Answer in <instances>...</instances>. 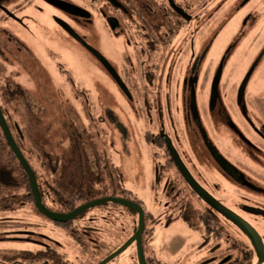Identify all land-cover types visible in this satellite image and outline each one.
<instances>
[{"label": "flooded vegetation", "instance_id": "af4514ba", "mask_svg": "<svg viewBox=\"0 0 264 264\" xmlns=\"http://www.w3.org/2000/svg\"><path fill=\"white\" fill-rule=\"evenodd\" d=\"M263 8L264 0H0L2 115L39 180L42 205L55 215L85 208L67 222L47 217L71 240L65 247L45 242L33 228L39 221L1 219L12 240L39 247L6 264H259L251 238L182 168L264 245V90H249L264 61ZM240 15L244 23L215 59L217 20L230 28ZM244 46L263 52L227 93L230 59ZM5 139L0 209L45 216L32 186L33 205L20 182L7 186L14 173ZM138 158L147 173L135 174ZM136 181L157 197L156 211L130 187ZM171 223L187 235L169 231Z\"/></svg>", "mask_w": 264, "mask_h": 264}, {"label": "rangeland", "instance_id": "374dc122", "mask_svg": "<svg viewBox=\"0 0 264 264\" xmlns=\"http://www.w3.org/2000/svg\"><path fill=\"white\" fill-rule=\"evenodd\" d=\"M224 19L225 18H219L217 20V24L221 26L220 28L221 30L219 29V35L215 41V45L217 46L216 51H215V59H217V57L222 53V51L225 50V47L235 37L236 35V31H234L235 27L237 25H240V23L242 22L244 23V20H245V19L243 20V17L240 15L236 17L234 25H232L230 28L228 26L223 28L224 22L222 21ZM248 21L249 22L247 24V29L249 30V28L254 27L253 26L254 21L253 22L252 20H248ZM249 42L250 41H247V43ZM262 52H263V49L261 47L254 48L253 50H251L248 46H244L240 49V51H236V53H234V55L232 56V59H230L231 62L225 74V86H224L225 92L229 89V91H232L233 93L237 87L239 88L240 86L239 84L241 83L243 73H245L247 69H249V67H251L255 63V61L258 59V57H260ZM242 68H245V69L243 70V72H241L242 74L239 75V72L241 71ZM238 75L239 77H237ZM226 86H228L227 90H226ZM249 90L253 95L255 91L258 92L259 90L261 91L264 90V61L262 62V65L260 66V68L254 74ZM46 138L50 140V133L46 134ZM43 150L45 154L49 156L48 158H50V143L49 145H47V147H44ZM134 168H135V174H137L139 171H144L145 173H147L149 169L147 159L141 160L140 158H138V160L135 162ZM135 174L134 176L136 178ZM138 178L139 176L136 178V180H138ZM130 187L135 189V193L147 202L148 207L150 209H152L153 211H156L155 205H156L157 197H155L154 195H151L149 191H146V190L144 191L142 189V185L137 181L131 182ZM6 216H10V217H7L9 219L10 218L18 219L19 217H21L23 219V223L25 224L30 223V222H32L30 224H33L35 222L37 223V221L40 222L39 224L43 223L41 226L37 228L36 227H33V228H35V231L37 232V234H40L44 236L45 238H48V240L45 239V242L47 243H50V236H51L53 239L62 243L64 247L65 245L67 246L71 244L69 243L71 241L70 239H65L63 235L62 236L58 235V232L55 231V226L51 225L50 220H48L47 217L41 214H38V213L34 214L33 212H30L26 206H24L21 210H18L16 213L13 212V213H8V214L4 213V211L0 209V222H1L0 226H4L5 224L7 225V222L1 221V219H3ZM1 228L2 227H0V264H6V262H9L10 260H7V258H17L24 253H33L39 249L38 246L33 245L31 243L12 240L11 239L12 234H9V235L6 234V232L10 231L11 229H8V228L1 229ZM170 230H172L173 233L177 232V234L178 233L183 234L182 235L183 237L187 235L181 230L180 224L176 225V223H171L169 231ZM169 231L161 232L159 236L160 237H164V236L170 237L171 233ZM261 231H262V234L264 235V227L261 228ZM67 250L68 252L71 251L70 249H67ZM4 258H5V261H4ZM70 263L79 264L74 259V257H69L68 264Z\"/></svg>", "mask_w": 264, "mask_h": 264}, {"label": "water", "instance_id": "95a60500", "mask_svg": "<svg viewBox=\"0 0 264 264\" xmlns=\"http://www.w3.org/2000/svg\"><path fill=\"white\" fill-rule=\"evenodd\" d=\"M82 42V44H84L90 51H92L96 56H98L104 63V65L113 72L110 64L107 62V60L105 58H103L98 52H96L95 50H93L89 45H87L85 42H83L82 40H80ZM222 75V67L220 68L215 80H214V90H217V86L218 83L220 81ZM243 86H245V84L242 85V89ZM241 91V90H240ZM0 123L2 124L3 127V133L6 136L8 142L10 143L15 155L17 156V158L19 159L21 165L23 166V168L25 169L26 173L28 174L30 181H31V186H32V190H33V194L36 200V203L38 205L39 210L48 218L53 219L54 221H58V222H67L69 220L74 219L76 216H78L84 209H80L78 211H75L71 214L68 215H55L50 213V211H48L41 202V198L39 195V188L37 185V181H36V177L35 174L32 170V168L30 167V165L28 164V162L26 161V159L24 158L23 154L21 153V151L19 150L17 144L15 143L13 136L11 135L8 126L5 122V119L2 115V112L0 110ZM172 153L174 156H176L178 163H179V157H178V153L171 148ZM182 164H180L181 166ZM187 180L190 182V184L192 185V187L194 189H196L198 191V193L203 197L204 200H206L208 203H210L217 211H219L220 213H222L223 215H225L228 219L232 220L233 222H235L241 230H243L252 240L257 253H258V257H259V264L264 263V245L261 241V239L258 237V235L253 231L252 228H250V226H248L247 224H245L237 215H235L234 213H232L231 211L227 210L226 208H224L222 205H220L214 198H212L209 194H207L204 190H202L198 184L194 181V179L189 175V173L186 171L185 168H182ZM96 204V203H95ZM93 205H90L86 208H89Z\"/></svg>", "mask_w": 264, "mask_h": 264}, {"label": "trees", "instance_id": "16d2710c", "mask_svg": "<svg viewBox=\"0 0 264 264\" xmlns=\"http://www.w3.org/2000/svg\"><path fill=\"white\" fill-rule=\"evenodd\" d=\"M0 140L6 142L7 145L6 144L5 145L8 146V143H7L6 139H5V135H4V133L1 130H0ZM10 149H11V147H10ZM10 154L12 155V160L5 159V163H6V167L9 170H11L14 174H13L12 178L11 177L7 178V182H8L7 186L11 185V187L13 188V187H15L16 182H20L21 183V187L23 189V200L25 202L30 203V204L33 205V204H35L34 199H32V195L31 196L28 195V193L31 192V184H30L29 177H28V175H27V173H26L24 168H22L21 166H20V168H18L16 166V163H15L16 157H15V154H14L12 149L10 150ZM35 155L36 154L30 155V158H32L34 161L37 162L38 160H35L36 158H34ZM39 164H40V159H39ZM16 167L18 169H16ZM36 181H37L38 188H40L39 180L37 178H36ZM43 181L46 182L48 180L43 179ZM44 186H46V185L44 184ZM46 187L48 188V186H46ZM0 192H1V186H0ZM0 195H1V193H0ZM36 209L39 211V209L37 207H36Z\"/></svg>", "mask_w": 264, "mask_h": 264}]
</instances>
